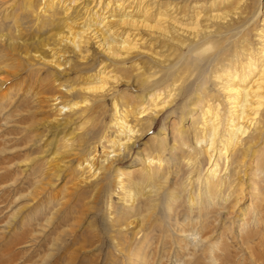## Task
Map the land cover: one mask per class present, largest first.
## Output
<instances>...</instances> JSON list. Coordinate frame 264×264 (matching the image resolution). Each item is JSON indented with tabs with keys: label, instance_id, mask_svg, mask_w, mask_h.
<instances>
[{
	"label": "bare ground",
	"instance_id": "6f19581e",
	"mask_svg": "<svg viewBox=\"0 0 264 264\" xmlns=\"http://www.w3.org/2000/svg\"><path fill=\"white\" fill-rule=\"evenodd\" d=\"M93 1L0 0V187H4L0 193L8 192L6 179L17 170L9 183V191L15 196L11 204H23L15 208L13 215L31 204L17 225L18 232L5 240L7 243L3 242L6 249L15 253L21 264H78L85 247L99 250L91 257L92 264H264V250L255 253L252 245L254 237L261 235L260 223H264L259 211L255 209L251 224L245 215L229 221L230 231L222 226L221 214L230 191L241 190L236 186L242 184L243 167L248 169L244 175L248 176L250 191L259 190L255 185L256 188L251 187L252 177L260 180L261 174L264 176V17L254 43L245 33L248 23L259 13L260 0H212L202 15V9H196L197 1L191 4V0L189 4L188 0H95L97 9L89 5ZM250 6L253 9L249 17L237 20L242 15L236 12L246 13ZM28 14L35 16L31 25L25 21ZM233 18L236 20L232 21ZM40 32L42 36L38 35ZM90 44L98 55L89 53ZM157 47L163 48V52L160 49L156 52ZM69 51L77 53L86 63L81 66L74 62L67 67ZM147 52L148 59L142 60L144 64L140 67H132V71L142 69L134 77L146 90L139 100L149 103L142 106L140 102L133 111L128 105L118 107L113 98L109 125L113 135L99 137L107 143L101 147L108 146V151L95 163V153L91 154L96 152L94 147L71 169L76 187L67 196L75 197L82 191L77 202L88 199L95 203L104 193L108 208L109 230L95 226L84 231L86 238L78 246L77 238L82 234L74 229L79 226L77 218L84 207L66 210L70 198L47 193V177L50 176L51 182L57 175L53 171L49 175L47 171L52 169L46 168L42 160L28 157L27 147H38L45 135L35 134L31 138L33 131L29 129L46 122L52 125L57 121L55 115L62 112L67 113L65 118L79 115L76 110L82 106L98 112L105 95L121 84L118 69L127 68L126 63H136ZM193 74L194 83L176 87L179 90L175 92V83H182ZM157 75L159 80L154 81L152 78ZM211 77L219 84L216 87L222 92L224 104L220 99L210 101L203 95ZM164 82L167 85L158 88ZM47 85L55 90L44 96ZM165 90L168 99L159 101ZM190 93L195 95L198 124H192L190 139L181 132L179 140L186 148L181 150L182 158L177 157L176 163L174 160L169 164L160 154L156 159L150 156L144 158V167L135 173L113 166L124 157L123 149L131 148L129 145L132 146L139 131L132 124L133 113L137 119L154 123L174 97ZM44 103L53 110L50 120L40 117L36 123L32 121L31 128L16 127L21 119L31 121L43 116ZM67 142L64 139L56 145L53 155L66 152L60 151L61 148L73 149L71 142ZM261 142L262 147H258ZM176 147L173 146L174 151ZM158 148L161 153L164 146ZM27 161L30 173H25L27 178L15 185L18 175L24 172L19 164ZM180 164L185 166L181 182ZM76 168L80 169V175ZM167 168L174 175L168 184V177L161 175ZM78 182L83 188L77 189ZM110 192L115 193L120 205L113 204ZM159 205L164 211V223L154 243L146 230L145 217ZM100 233L108 235L103 254L100 249L105 239ZM263 236L259 238V246ZM13 254L4 263H11Z\"/></svg>",
	"mask_w": 264,
	"mask_h": 264
},
{
	"label": "rangeland",
	"instance_id": "374dc122",
	"mask_svg": "<svg viewBox=\"0 0 264 264\" xmlns=\"http://www.w3.org/2000/svg\"><path fill=\"white\" fill-rule=\"evenodd\" d=\"M191 1H192L191 4L195 3V1H197L196 9H199V10L202 9L201 10V15H202V14H205L204 12H206L208 4L212 0H191ZM189 2H190V0H188L187 3L189 4ZM187 3H186V5H188ZM263 3H264V0H260V2H259V9H260L259 13L257 14V16L254 17L255 19H253L252 22L248 23L249 24L248 31H250L249 32L250 34L248 33V31L245 32V33H247L246 35H247V38L249 39V41H252L253 43L255 42V38L259 36L257 33V29H260L261 22H262L261 19L264 17V14H263L264 4ZM205 4H207V5H205ZM89 5L93 9L98 8L97 2L95 0L93 2H91ZM198 6H199V8H198ZM252 9H253V7L250 6V8L246 9V13L245 12H241V13L236 12L237 15H242V17L237 18V20H239L241 18L247 19V17H249V15H250V11ZM34 18H35L34 14L33 15L28 14V16L25 18L26 24L27 23H28L27 25L33 24V22L35 21ZM233 20H236V18H233L232 21ZM202 23L206 24V22H204V21ZM225 23H226V21H225ZM251 29H253V30H251ZM31 31H33V33L36 32L33 29H31ZM38 35L42 36L41 32ZM38 35H36V36H38ZM149 37L150 36H147V38H149ZM157 48L155 50H156V52H159L160 48L159 47H157ZM151 50H152V48H150L149 52ZM162 50H164V49L163 48L160 49V52H163ZM40 51H43V50L40 49ZM91 52H93V54H95V55L96 54L98 55V52L96 51V49L94 47H92L90 44L89 53H91ZM149 52L145 53L144 57H141V59H140L141 61L138 58V59H136V63L131 62L134 64L126 63L125 66L127 68L118 69L117 75H118L119 80L121 81V84L118 86L116 91H114L113 93H111V92L107 93V95H105L104 101H103L104 104L101 105V107L99 108L100 110H98V112L96 111L95 113H93L94 111H92V110H91L92 112L89 110H86L87 107H89V106H82L81 108H79L80 110L79 109L76 110V111H78L77 113L79 115L70 114L71 115L70 118H69V116L67 118H65L67 113L65 112L66 114L65 113L63 114V112H62L61 114H59L60 116L55 115L58 122L55 121L52 125L50 123L46 122L45 124H36L37 126H33L34 128L29 127L30 124L32 123V121H35V123H36L37 121H39L38 118H40V117L45 118V120H50L52 118L53 110H51L50 107L47 106L48 105L47 103H44L45 106L43 108V110H44L43 116H38V117L32 119L31 121H29L28 119H26V120L21 119L20 121L16 122V124H17L16 127L18 126L22 129L23 128L26 129L27 127L31 128V129H29L31 132L33 131V133H32L33 135L31 134L32 135L31 138H33L35 134H45L46 135L48 133L46 136L45 135L42 136V138L38 144V147H36V146L27 147L26 152H27V155L29 158H33L34 161L37 160L38 162L39 161L41 162V160H42V163H45L44 165L46 166V168L52 169L51 171H47L49 173V175L51 174L52 171H53L54 175H57V177H54L51 180L52 183L50 182V179H51L50 176L47 177L48 182H47L45 189H47L48 194L65 196V198H63V199H66V200L70 198V200L68 201V204H67L68 206L66 207V210L71 209L73 206L77 207L78 210H80V208L82 209L84 207L82 210L84 212H82V214L79 215L80 217L77 218L78 222H79V224H78L79 226H76L74 229V230L77 229V233L82 234V235H80L79 238H77L78 246L81 242L83 243L84 239L86 238V232H84V231H87L89 229L92 230L95 226L99 230H101V229L109 230L108 224H107L108 223V208H107L106 202H105V199H106L105 195L106 194H104V193H103L102 198H100L101 200L99 199V201L95 202V203L91 202L88 199H85L82 203L77 202L76 198L79 197V194H81L82 191L78 192L75 197L67 196V193L69 191H74V187H76L73 184L75 182V180H74L73 173L71 172V169L75 168L74 166L78 161L82 162L83 159L86 157L88 151L90 152L91 149L94 147L96 148V150H95L96 152H93V150H92L91 152H93V153H91V154L93 155L95 153V155H94L95 156L94 159H96L95 163H96V161L102 159L103 154L105 155V153L108 151L107 150L108 146H105L104 149L101 147V144L107 145V143L105 141H103V139L99 140V137L100 136L102 137L104 134H108V133H109L108 136L113 135V132H111L109 130V125H110L111 119H112V111H113L112 101H113V98L115 101L117 100L116 103L119 104L118 107L122 104V105H124V108H126L128 105L127 108L132 109V110L134 109L133 111H135V108H137V105L139 106L143 102V101H140L139 99H140L141 95L144 96L146 94V90L143 88V86H141L139 81L135 79L137 74H139V72L142 69L133 70V71H132V69L134 67H136V68L140 67V64L143 65L144 62L146 61L145 58L148 59V55H149L148 53ZM142 55H144V54H142ZM67 56H68V58H70V63H69V66H67V67H71V65L74 62H77V64H80L81 66H83L86 63L85 60H82L78 56L77 53L69 51L67 53ZM137 63H138V66H134ZM158 78L159 77L157 75V76L153 77L152 79L154 81H156V80H159ZM192 78H194V74L187 79L181 80V81H183L182 83H180V81H177V83H175V84H177V86H174V87L175 88L178 87L180 89L183 84L193 82ZM198 81L199 80H197V82ZM200 81H203V80H200ZM216 81L217 80H215L213 77H211L209 79V81L206 82V84H205L206 90L203 92V95L205 94L204 97L207 99L211 98L210 101H213L214 99L219 101V99H220V102L222 101L221 103H223L222 99H224V98H223V95H222V92L220 91V89H218V87H216V86H219V84H217ZM152 82H149V83H152ZM170 82H171V80H170ZM170 82L168 81V85L166 82H164V84L160 83L161 85L158 88H160V87L162 88V87H165L167 85V86H169L168 88L170 89V85H171ZM197 82L195 84H197ZM44 89H45V92L43 93V95L49 96L54 92L53 90H55V87L53 88L52 85L51 86L47 85V86H45ZM179 89L176 88L175 92H178ZM172 93H173V91H172ZM166 94H167V92L165 90L164 94H162L160 96L159 101L165 100L166 98L168 99V97H165ZM208 95H211V96H208ZM221 96H222V98H220ZM194 99H195V95H193L192 93H190L186 97L185 96L174 97V99H172L165 106V108L163 110H161V115H159L157 117V119L154 121V123H150V124L145 122L144 118H138L137 119L136 118L137 115H135V113H133L132 118H131L132 124H135L136 128L139 131L136 133V135L132 139V146L129 145V147H131V148H129V150L123 149L124 153H125L124 157L120 158L118 161L114 162L113 166L115 168H118L121 171L122 170H128V172L131 171L130 173L139 172V171H141L142 167H144V163H143L144 158L151 156V157H154L156 159L158 154H160V156L164 160L166 159L169 164L174 162V160L176 163L177 157L182 158L181 150L186 149L182 146L181 141L179 140V138H181V136H180L181 132L184 131L186 134V137H188L190 139L191 138V126L198 124V119H197L198 118V114H197L198 112H197L196 106L193 103ZM145 103L148 104L149 102L145 101ZM145 103L143 102L142 106H146L147 104L145 105ZM183 106H185V107H183ZM2 108H3V106H2ZM15 118H16V116H14L13 119H15ZM192 118L195 120H193ZM192 121H196V122L192 123ZM18 123H20V124H18ZM10 127H12V126L9 125V128ZM1 129H3L5 131L4 127H1ZM178 129L180 132L178 131ZM44 131L46 133H43ZM174 137H176L175 138L176 140L173 143L172 139ZM64 139H68L67 143L71 142V145H72L71 148H73V149L68 150L69 147L61 148L60 151L65 150L66 152L63 151L61 153L60 151H58L60 153L56 152V154L53 155L52 152H54V149H55L54 147L56 145H60L62 142H64ZM160 141H161V144H160ZM49 142H51V144ZM177 142H179L183 148H181V146H179V143H177ZM261 144L263 145V142H261L258 147H262ZM158 146L159 147L164 146V149L162 150L161 153H159L157 151V150H159ZM173 146H175V147L177 146L176 147L177 149H175V151L173 150ZM38 148H39V150H38ZM40 148H42V149L40 150ZM33 149H34V151H33ZM24 163L20 162V164H19L20 165L19 168H22L24 170V172L22 174L18 175L19 179L15 182V185L19 184L21 179L27 178L26 174L30 173V168H29L30 162L27 161L25 164ZM172 168L175 169V166H173ZM11 169H14V167ZM16 169H17V167H16ZM58 169H61V170L59 171ZM242 169H245V172L248 171V169H246V166L243 167ZM76 170L78 172L80 171V169H78V168H76ZM160 171H162V170H160ZM170 171H171V168H167L166 170L161 172V175L168 177L167 178L168 182L166 184H168L172 180H174V175H172V173ZM184 171H185V166L183 164H180V168H179V172H178L179 175H181L180 182L184 180L183 179ZM16 172H17V170H16ZM16 172L12 176H10L8 179H6V183H8V184L5 187V189H7L8 192H3V194L0 193V237L2 238V239L0 238V240H2V241H0L1 242L0 243V263H3V264H21L19 262L18 258L16 257V254L11 253L8 250V248L6 249L5 243H7V242L5 240L11 239V236H14V234L18 232L17 225H19L21 219L29 211L28 207H30V205H31V204L27 205L24 208L21 207V210L18 211L15 215H13L15 208H17L18 206H22V204H23V203H21L20 205H16V203L11 204L12 201L14 200L13 198L15 196H13L14 195L13 191H9L10 187H11V186L9 187V183L11 182V178L13 176H16ZM245 172H242V174H241V178H240L242 181V184L240 185L241 187L236 186V187H239L238 189H241V190H237V191L231 190L230 191V199L226 203L223 204V209H221V207L219 206V208L221 209V214L225 219V220L223 219L222 226L224 227L225 230L227 228V231H230V230H228L230 228L229 224H231V223H229V221H234L236 218H240V217L243 218L244 215L247 217L246 219H247L248 223L251 224L254 221L255 217L253 218L252 216L255 215L256 210L259 211V214L264 217V176H263V174H261L260 180L259 179L254 180V177H252L251 180L254 182V184H252V182H251V187L256 188L255 186H257L259 188V190L258 191H256V190L250 191L249 190L250 186L247 185L248 176L244 175ZM80 174L81 173L79 172L78 175H80ZM84 175L85 174H83V176ZM262 176H263V178H262ZM77 185H78L77 189H79L80 187L83 188L82 184H79V182ZM253 185H255V186H253ZM0 188L4 189V187H0ZM47 193H46V196L48 195ZM111 194H112V192H110L108 195L111 196V201L113 202V204L120 205L121 201L117 197L114 196L115 193L112 195ZM258 194L260 196H258ZM149 195H153V193L149 194ZM161 195L162 194H159V196H161ZM46 196L44 195L42 197V199H45ZM148 199H150V198H147V200ZM9 200H10V203H9ZM147 200H143V203H144V201H145V203H148ZM83 203H85L86 206ZM150 203H151V201H150ZM152 203H153V201H152ZM261 204H262V206H261ZM161 206L162 205L157 206L156 209L155 208L150 209V211L152 213L147 214L145 217V219H147L146 220V228H147L146 230L149 231V235H150V237L154 243H155V240L158 238V236L161 234V230L159 228L162 227L161 225H163V223H164V211H163V208ZM159 207H161V208H159ZM260 210H262V211H260ZM68 219H70V215H69ZM249 220H251V222ZM7 221H9L8 222L9 224L6 223ZM261 224H263V226ZM131 226H130V228L133 230V227H131ZM263 228H264V223H260V229L261 230H259V231L261 232V235L259 234L258 238L254 237L255 239L253 238L254 240L252 241V245H253V249H254L255 253H262V250H264V238L262 239V241H261L262 243L260 244V246H259V244H257L259 242L260 236L264 235ZM3 229H4V231H2ZM2 232L3 233L5 232L3 237H2ZM127 232H130V230H128ZM129 234L130 233L126 234L127 238H129ZM102 235L104 236V238ZM100 236L102 237V239H105L104 245H102L101 246L102 249H100L101 254H103V253H105L104 250H106L105 244L108 243V242H106L107 241L106 237L108 235L106 233H104V234L100 233ZM3 242H5V243H3ZM255 244H256V246H254ZM14 246H16V245H14ZM85 248H83L84 252H81L79 254V258H78L76 263L80 262L81 264H87V263L92 264L90 259H92L95 256L97 251L99 252V250H91V248H89V247L86 248L87 250ZM239 251L241 252L240 253L241 255H242V253L245 255L244 251H242L241 249H239ZM3 252H4V254H3ZM86 252H88V253H86ZM91 252H94V253L92 254ZM9 254H13V260L11 261V263H4L5 260H7L6 258L10 256ZM81 254L84 256H82ZM82 258H84L85 260L83 259V261H81ZM237 258H240V257L238 256ZM98 261H100V259ZM171 261H173V259H171ZM80 263H78V264H80ZM258 264H261V263L258 262Z\"/></svg>",
	"mask_w": 264,
	"mask_h": 264
}]
</instances>
